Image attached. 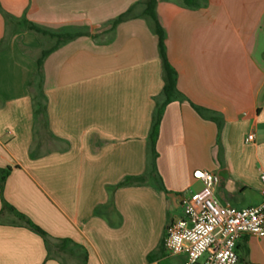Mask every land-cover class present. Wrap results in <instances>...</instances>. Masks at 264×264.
Here are the masks:
<instances>
[{"label":"crops","instance_id":"crops-1","mask_svg":"<svg viewBox=\"0 0 264 264\" xmlns=\"http://www.w3.org/2000/svg\"><path fill=\"white\" fill-rule=\"evenodd\" d=\"M143 0H0L14 17L50 33L85 34L42 66L46 113L31 86L42 52L57 38L14 31L0 51V170L4 201L55 240L0 214V264H178L164 247L180 197L199 191L196 171L219 177L215 194L236 208L262 201L264 172V0H158L167 57L184 97L168 104L152 182L111 188L148 170V138L164 86L158 39ZM195 5V6H193ZM132 6L133 17L113 21ZM8 26L0 12V43ZM192 104L223 119L218 126ZM249 135L254 140L246 143ZM57 243V241H54ZM241 264H264V237L237 243Z\"/></svg>","mask_w":264,"mask_h":264},{"label":"built area","instance_id":"built-area-1","mask_svg":"<svg viewBox=\"0 0 264 264\" xmlns=\"http://www.w3.org/2000/svg\"><path fill=\"white\" fill-rule=\"evenodd\" d=\"M254 140L253 135L246 143ZM194 179L202 188L180 197L182 216L172 220L166 230V252L182 260L178 264H241L237 243L243 236L264 237V172L260 175L262 201L259 205L236 208L222 204L215 194L219 177L196 171Z\"/></svg>","mask_w":264,"mask_h":264},{"label":"trees","instance_id":"trees-1","mask_svg":"<svg viewBox=\"0 0 264 264\" xmlns=\"http://www.w3.org/2000/svg\"><path fill=\"white\" fill-rule=\"evenodd\" d=\"M195 0H184V3L186 5H191ZM158 0H143L140 2V4L143 6L142 16L148 18L151 21V26L153 29V32L157 36L158 39V50H159V56L161 58L162 62V69H163V80H164V86L162 91V101H158L155 106V111L153 115L152 120V126L150 135L148 138V170L144 175L141 176H129L126 177L122 182L119 184L113 186L111 189L115 190L120 187H129V186H135V185H143L146 182L150 181L153 183V185L158 190H165L163 182L161 180V177L157 170V158H158V152H157V141L159 138L160 133V125L161 120L164 114V110L166 106L174 101L177 100H183L184 97L179 92L177 88V72L176 70L171 66L169 63L168 57H167V47H166V33L162 25L160 24L157 15H156V6H157ZM195 6V5H193ZM134 7L132 6L125 14L121 15L119 18L115 19L113 21V30L119 23L127 20L128 18L133 17L132 13L134 11ZM0 12L3 15L7 26L9 27L7 30V34L2 39L0 43V51H3L8 43L9 34L14 31H32L39 34H50L53 37L57 38V44L49 51L42 52L41 56L37 60V72L31 81V86L36 87L37 94L35 95V114L38 116L40 114L46 113V97L43 91V74H42V66L43 61L45 57L51 53L53 50L57 49L62 44H65L69 42L72 39H75L79 36L84 35L85 33L82 31L77 32H62V33H50L36 24L29 22L25 17L17 18L6 12L2 6L0 5ZM192 107L195 109V111L204 119L211 120L215 122L218 126V145L221 147V131L223 128V119L216 114L215 112H212L210 110H207L203 107L197 106L192 104ZM10 173V169L0 170V190L1 193L4 191V186L6 179ZM4 211H8L9 213L13 214L20 225L28 227L35 233L39 234L47 247V260L54 258L53 255V249L54 247H57L58 250H62L64 247V244L67 242L66 240H55L52 237H50L45 231H43L39 226L32 223L30 220H28L23 214L17 212L13 207H11L9 204H7L3 199V210L0 214H2ZM54 241H57L55 243ZM87 261V253H84V264Z\"/></svg>","mask_w":264,"mask_h":264},{"label":"rangeland","instance_id":"rangeland-1","mask_svg":"<svg viewBox=\"0 0 264 264\" xmlns=\"http://www.w3.org/2000/svg\"><path fill=\"white\" fill-rule=\"evenodd\" d=\"M175 264V263H174Z\"/></svg>","mask_w":264,"mask_h":264}]
</instances>
